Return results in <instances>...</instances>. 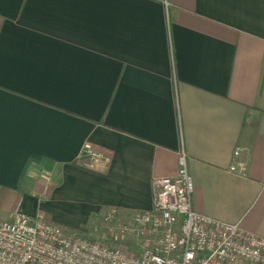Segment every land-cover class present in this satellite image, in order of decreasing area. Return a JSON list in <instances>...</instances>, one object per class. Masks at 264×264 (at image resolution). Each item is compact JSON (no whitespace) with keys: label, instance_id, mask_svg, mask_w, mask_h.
Segmentation results:
<instances>
[{"label":"crops","instance_id":"1","mask_svg":"<svg viewBox=\"0 0 264 264\" xmlns=\"http://www.w3.org/2000/svg\"><path fill=\"white\" fill-rule=\"evenodd\" d=\"M181 149L194 210L264 235V0H0V223L98 238L111 208L151 210Z\"/></svg>","mask_w":264,"mask_h":264},{"label":"built area","instance_id":"2","mask_svg":"<svg viewBox=\"0 0 264 264\" xmlns=\"http://www.w3.org/2000/svg\"><path fill=\"white\" fill-rule=\"evenodd\" d=\"M81 152L88 169L108 166V158L90 142L83 143ZM239 155L240 148H235L228 170L243 174ZM38 176L47 189L51 173ZM151 188V210L136 214L132 224L116 223V208L104 215L106 237L72 233L41 214H13L0 223V264H264V235L194 210L183 149L177 173L155 178ZM130 237L137 239L138 254L120 246Z\"/></svg>","mask_w":264,"mask_h":264},{"label":"rangeland","instance_id":"3","mask_svg":"<svg viewBox=\"0 0 264 264\" xmlns=\"http://www.w3.org/2000/svg\"><path fill=\"white\" fill-rule=\"evenodd\" d=\"M96 225L95 226V229H93L94 232H97L99 234V236L101 237H106V232H105V227H104V224L103 222H100V223H96L94 224ZM93 226V225H91ZM91 228V227H90ZM73 233V232H72ZM80 235H83L81 233H78ZM84 236H87V235H84ZM98 236V237H99ZM89 237V236H88ZM91 238V237H89ZM100 238V237H99ZM137 243V239L135 237H130L128 239H126L125 241L121 242L120 243V246L123 248L124 246L127 247V249L129 250L128 253H132V254H138L139 253V246L135 245Z\"/></svg>","mask_w":264,"mask_h":264}]
</instances>
